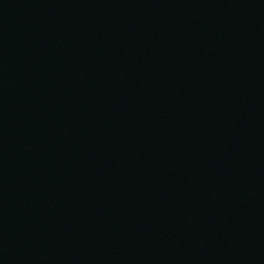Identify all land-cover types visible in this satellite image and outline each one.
Segmentation results:
<instances>
[{
  "label": "water",
  "instance_id": "95a60500",
  "mask_svg": "<svg viewBox=\"0 0 264 264\" xmlns=\"http://www.w3.org/2000/svg\"><path fill=\"white\" fill-rule=\"evenodd\" d=\"M0 264H264V0H0Z\"/></svg>",
  "mask_w": 264,
  "mask_h": 264
}]
</instances>
